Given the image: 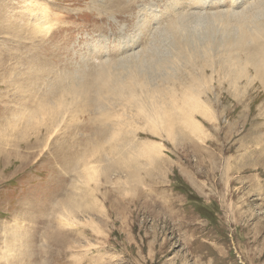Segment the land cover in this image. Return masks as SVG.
Wrapping results in <instances>:
<instances>
[{
  "label": "rangeland",
  "instance_id": "1",
  "mask_svg": "<svg viewBox=\"0 0 264 264\" xmlns=\"http://www.w3.org/2000/svg\"><path fill=\"white\" fill-rule=\"evenodd\" d=\"M178 1L0 0V264H264L263 42L204 18L260 1Z\"/></svg>",
  "mask_w": 264,
  "mask_h": 264
},
{
  "label": "bare ground",
  "instance_id": "2",
  "mask_svg": "<svg viewBox=\"0 0 264 264\" xmlns=\"http://www.w3.org/2000/svg\"><path fill=\"white\" fill-rule=\"evenodd\" d=\"M259 1L260 2L258 4L252 5V7L251 6L244 7L240 11H234L233 10L231 12H226V13H224V12L212 13V14L211 13H207V16H205L204 18L207 19L208 21L214 22V18L217 19L218 17H222L223 18V23H222V28L221 29H223L224 32H223V35L221 37H223V36H225L227 38L230 37V38H228V40L231 39V37H233L234 39L235 38H238L237 32L234 31V34L232 36L231 35L232 30H229V26L233 22V20H238L239 21V24H240L241 36L244 37L243 39L246 40V38H250L251 37L250 39H248L249 41H251V40L256 41V39H257V40L263 42L262 43V46L260 47L261 50L260 51L257 50V51L260 53L261 57H264V0H259ZM184 2H185V0H179L177 4H179V3H180V5H181V3L182 4H185ZM198 2H200V0H193V1L188 2V3L191 4V5L193 3L198 5ZM256 2H258V1H256ZM256 2H254V3H256ZM223 3H225V2H223ZM232 3H233L232 6L234 8L235 6L238 7L239 5H241L242 2L239 3V1L233 0ZM215 4H220V3H215ZM33 5H34V3H33ZM35 5L36 6H33L35 12H36V10L37 11L43 10L42 6H40V5L36 4V3H35ZM210 6H214V5H210ZM252 9H253V12L250 13V14H248ZM44 12H45V15L49 13V12H46V10ZM181 14L182 13H180L179 15H181ZM200 14L198 13L196 15H197V17L202 18V15H200ZM260 15H262V17ZM178 16H177V18H178ZM189 16H190V14L188 15V13L187 14H184L181 18H178L179 20L177 19L176 22H174L173 24H170L167 28L164 27V30L162 31V33L165 32L167 34V36H171V38H174V40L175 39L178 40V44L176 45V48H177L176 49V52L181 51L183 53L184 51H186L190 47H191V52H193V53H197L198 52V48H197V46L195 44L196 41L193 40V36L192 35L188 34V32H189V30L191 28V26L189 24L192 21L191 20L192 18H189ZM193 16H195V13H194ZM191 17H192V15H191ZM155 19H152L149 22L146 20L147 22L146 23H143V25L141 27L144 26V30L145 29L146 30H149L150 27H151V24L153 23V21ZM253 21L256 24L249 26ZM43 22H46V20H44ZM192 23H193V21H192ZM243 25H245V26L243 27ZM245 28L247 30H245ZM181 33H182V39H180L179 36H178ZM158 35L159 34L156 32L155 35H154V39L155 40H153V39L151 40V45L155 41L161 42L160 40L157 39L159 37ZM206 37H208L209 39H212L213 34L212 35L210 34V35H208ZM138 40H140V38ZM228 40H227V42H228ZM234 42L235 41H233V43ZM235 45H237V44H235ZM247 45H249V44H247ZM232 47L234 48V46H232ZM257 49H259V48H257ZM181 54H179V56ZM128 58L130 60L127 59V61L126 60L125 61H122V62L120 61V63L118 65H120L121 63L127 62V67L130 66V71H129L130 78L131 77L133 78L134 76H136V75L139 74L140 77H142L143 84H148L149 83V81H148L149 79L144 78V75H147V74L141 72L140 70L132 71L131 72V68L132 67H135L136 69H139V68H143V66L145 68L146 67L148 68L150 66V64H148L147 61L152 60V56H151V54H149V51H147V52L142 51L137 56L136 55L135 56L132 55V56H129ZM160 61L161 60H159V61H156L155 60L156 64L153 65L152 68L156 67V69L159 68L160 70H162L161 68H164L165 65L167 64V62H169V61H166V62L164 61V62H161L162 63L161 64ZM170 63L173 64L177 68V66H176L177 63H176L175 59L171 60ZM118 65H116V66L118 67ZM117 67L115 68V70H117ZM127 67L125 66V67L121 68V70L126 73L128 71ZM103 69H105V68H103ZM165 69L167 70V67ZM165 69L162 72H164ZM177 70H179V68ZM135 72H137L138 74L135 73ZM168 77H169L170 80H176V78L174 76H172L171 74L168 75ZM201 106H202V104H201L200 96H199L198 99H196L195 102L193 103V106L190 109V115L187 118L188 127L190 128V130H191L192 133H196V132L198 133V132H200L202 130L201 126L195 121L196 118L193 115L194 112L200 110V107ZM203 114L206 115L207 113L205 112ZM13 255L14 254H13V252H11V249L10 248H6V250L4 251V253L2 255V257H3L2 259L4 260V263L7 262V261H10L13 258ZM29 258L30 257H28V259Z\"/></svg>",
  "mask_w": 264,
  "mask_h": 264
}]
</instances>
